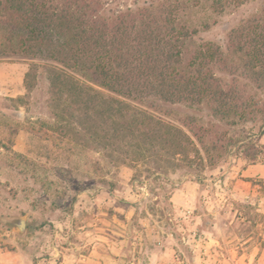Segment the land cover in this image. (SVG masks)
<instances>
[{
	"label": "rangeland",
	"instance_id": "rangeland-1",
	"mask_svg": "<svg viewBox=\"0 0 264 264\" xmlns=\"http://www.w3.org/2000/svg\"><path fill=\"white\" fill-rule=\"evenodd\" d=\"M101 1L107 11H116L163 0ZM180 2L186 6L184 19L198 30L194 43L211 42L222 51L232 30L264 19V0H219V7L213 0ZM33 62L38 63L0 57V264H30L29 252L40 238L44 249L34 264H59L61 255H50L52 244L82 243L76 226L114 215L129 222L138 248H170L161 255L167 264H264V92L245 87L260 101L262 115H255L254 124L200 122L212 134L207 146L217 147L203 156V169L149 175L153 159L134 167L113 165L100 152L59 138L46 69H37L31 90L25 87ZM151 106L155 115L175 124L197 112L184 105ZM240 134L251 139L233 147L220 141ZM20 218L23 233L15 230Z\"/></svg>",
	"mask_w": 264,
	"mask_h": 264
},
{
	"label": "trees",
	"instance_id": "trees-1",
	"mask_svg": "<svg viewBox=\"0 0 264 264\" xmlns=\"http://www.w3.org/2000/svg\"><path fill=\"white\" fill-rule=\"evenodd\" d=\"M104 5L0 0V57L38 61L24 77L28 91L37 69H46L59 138L100 152L113 165L153 159L149 175L165 176L203 169V156L217 148L206 144L212 134L202 129L204 118L232 127L262 115L245 87L264 92V19L232 30L222 51L211 42L194 43L198 30L184 19L180 0L116 11ZM152 102L197 112L175 124L149 110ZM249 137L220 141L233 147Z\"/></svg>",
	"mask_w": 264,
	"mask_h": 264
},
{
	"label": "crops",
	"instance_id": "crops-1",
	"mask_svg": "<svg viewBox=\"0 0 264 264\" xmlns=\"http://www.w3.org/2000/svg\"><path fill=\"white\" fill-rule=\"evenodd\" d=\"M129 222L117 216H96L84 219L82 226H76L74 233L83 237V242L68 241L64 247L51 245V257L61 255L59 264H167L163 256L170 248L156 250L154 245L138 248L136 237L132 238ZM44 245L40 242L33 253L29 252V263L39 257ZM2 253V252H0ZM5 253V252H3ZM141 253V256H140ZM165 261V260H164Z\"/></svg>",
	"mask_w": 264,
	"mask_h": 264
},
{
	"label": "water",
	"instance_id": "water-1",
	"mask_svg": "<svg viewBox=\"0 0 264 264\" xmlns=\"http://www.w3.org/2000/svg\"><path fill=\"white\" fill-rule=\"evenodd\" d=\"M15 230L18 233H23L25 230V219L24 218H20L18 220V224L15 226Z\"/></svg>",
	"mask_w": 264,
	"mask_h": 264
}]
</instances>
